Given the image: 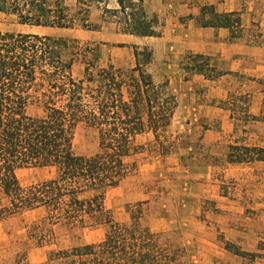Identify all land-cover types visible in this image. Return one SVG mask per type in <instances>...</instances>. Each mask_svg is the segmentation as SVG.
<instances>
[{
    "label": "trees",
    "instance_id": "16d2710c",
    "mask_svg": "<svg viewBox=\"0 0 264 264\" xmlns=\"http://www.w3.org/2000/svg\"><path fill=\"white\" fill-rule=\"evenodd\" d=\"M115 1L111 8L104 0H77L75 7L64 0H0V13L31 28L99 31L102 26L92 23L90 12L93 5L104 4L103 22L115 24L120 33L161 36L164 23L157 14L149 15L145 0ZM235 14L215 12L213 20H199L204 27L232 28ZM133 49L132 67L112 62L100 66L98 45L37 32L0 31V222L37 212L27 232L39 247L55 244L61 229L76 234L106 228L98 242L50 249L47 264H183L186 247L151 228L147 201L130 205L126 222L117 221L106 205L109 190L138 169L131 158L145 149L137 143L139 136L152 135L162 148L175 142L171 127L178 100L170 79L158 70L150 48ZM77 62L84 64L81 78L73 72ZM192 62L190 68L209 76V57L195 55ZM260 82L264 86V80ZM240 100L246 105L241 107L243 121L262 120L249 114L248 94ZM236 102L232 95V107ZM31 106L42 112L31 114ZM81 125L98 134L94 154L75 150ZM230 149L229 163L264 162L262 146L233 144ZM48 167L56 169L53 177L21 184L18 170ZM225 249L249 258V264L264 258V253L244 251L229 241ZM14 264L30 263L25 254H18Z\"/></svg>",
    "mask_w": 264,
    "mask_h": 264
},
{
    "label": "rangeland",
    "instance_id": "374dc122",
    "mask_svg": "<svg viewBox=\"0 0 264 264\" xmlns=\"http://www.w3.org/2000/svg\"><path fill=\"white\" fill-rule=\"evenodd\" d=\"M64 1L71 7L77 4V0ZM104 1L111 8L116 6L115 0ZM145 1L148 13L152 17L156 14L154 9L158 4L166 0ZM176 1L186 7L198 9L208 0ZM104 6L95 4L91 7L90 19L93 24H101L102 28L99 31L82 28H31L19 25L14 16L4 13H0V31L37 32L76 38L82 43L98 45L100 66L112 62L130 68L135 64L133 46L144 45L136 42L134 36L120 33L115 24L103 22ZM201 7L199 17L203 21L213 20L214 6ZM259 8L263 9L264 13L263 6ZM190 17L192 16H184L186 19ZM159 19L162 22V19ZM188 58H191L188 65L190 66L192 56L185 57L186 60ZM73 72L76 77H83L84 64L77 62ZM239 80L243 83L248 82L242 77ZM29 112L38 114L42 109L31 106ZM244 115L242 111L236 115L237 128L234 134H221L218 140L212 136H204L205 129L199 127L195 130L190 126V120H184L178 115L171 127L174 134L172 139L175 142L170 147H158L152 135L139 136L137 143L144 145L145 149L131 158V161L138 164L136 173L107 193L106 205L111 209L115 219L120 222L129 221V206L147 201L145 209L147 222L151 228L165 233L186 247V253L182 258L183 264H197L195 261L201 255L198 252L206 245V242L199 245L196 242L198 238L209 241L217 237L225 247L227 241L225 234L217 226L216 221L221 217L230 228L245 232L247 237L244 241L251 245L255 244L258 252L264 253V162L229 163L227 159L231 151L230 145L233 144L264 147V115L260 116L261 121L247 122L243 121ZM205 127H210L214 131L220 129L217 120ZM98 148L97 132L86 125H81L75 139L76 152L91 155L97 152ZM197 166L209 168L206 172L197 173L194 172ZM17 174L21 184L27 186L53 177L56 169L23 168L18 170ZM213 197L220 200H213ZM37 216V212H24L0 222V264H14L18 254H25L30 264H47V253L50 249L98 242L106 233V228L102 226L88 228L76 234L61 229L55 244L39 247L29 238L27 232V225ZM229 252L234 254L232 251ZM238 259L240 261L236 264L252 263L249 258L238 256Z\"/></svg>",
    "mask_w": 264,
    "mask_h": 264
},
{
    "label": "crops",
    "instance_id": "0c3cea01",
    "mask_svg": "<svg viewBox=\"0 0 264 264\" xmlns=\"http://www.w3.org/2000/svg\"><path fill=\"white\" fill-rule=\"evenodd\" d=\"M208 0L201 6H214L218 14H230L236 24L228 26H202L200 14L202 7L190 8L176 0L160 2L154 9L164 23L159 27L161 36H134L154 52L159 71L170 79V87L176 94L178 116L190 120V126L197 130L205 129L204 136L220 138L221 134H234L237 128L236 115L246 105L240 96L248 94V112L260 117L264 115V0ZM192 14V15H191ZM190 15V18L184 16ZM256 28V29H255ZM202 55L210 58L209 76L190 68L187 56ZM193 63V62H192ZM211 75V76H210ZM243 76L248 82L243 83ZM232 95L237 99L236 107L231 108ZM234 101V100H233ZM229 102V104H228ZM232 115L234 116L232 118ZM217 120L220 129L214 131L205 127ZM209 166H197L194 172L202 173ZM215 188V186H213ZM213 188V189H214ZM215 196V195H214ZM219 201L220 198L213 197ZM217 226L224 232L226 240L242 246L247 252H258L255 244L244 241L246 233L234 230L223 218L216 219ZM203 244L197 264L239 263L238 256L222 246L218 238L209 241L198 238ZM205 244V243H204ZM255 264H264V258Z\"/></svg>",
    "mask_w": 264,
    "mask_h": 264
}]
</instances>
